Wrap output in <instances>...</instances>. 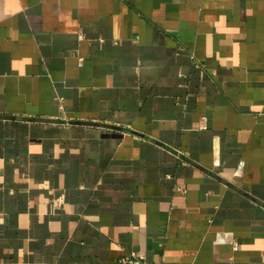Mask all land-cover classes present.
I'll list each match as a JSON object with an SVG mask.
<instances>
[{"label":"crops","instance_id":"crops-1","mask_svg":"<svg viewBox=\"0 0 264 264\" xmlns=\"http://www.w3.org/2000/svg\"><path fill=\"white\" fill-rule=\"evenodd\" d=\"M130 252L264 264V0H0V264Z\"/></svg>","mask_w":264,"mask_h":264},{"label":"built area","instance_id":"built-area-1","mask_svg":"<svg viewBox=\"0 0 264 264\" xmlns=\"http://www.w3.org/2000/svg\"><path fill=\"white\" fill-rule=\"evenodd\" d=\"M63 203V196L58 195L52 198V204L55 208L61 207ZM236 247V244L234 245ZM122 264H144L143 258L137 256L134 252H130L121 259Z\"/></svg>","mask_w":264,"mask_h":264}]
</instances>
